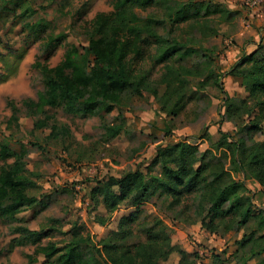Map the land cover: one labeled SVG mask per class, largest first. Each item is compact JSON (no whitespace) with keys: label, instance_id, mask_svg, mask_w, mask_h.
I'll return each instance as SVG.
<instances>
[{"label":"rangeland","instance_id":"obj_1","mask_svg":"<svg viewBox=\"0 0 264 264\" xmlns=\"http://www.w3.org/2000/svg\"><path fill=\"white\" fill-rule=\"evenodd\" d=\"M116 1L0 0V172L15 164L21 167L19 176L27 180L26 193L32 201L17 214L0 213V264H58L77 231L85 239L78 247L81 260L97 254L92 245L101 249L103 241L111 240L130 247L146 242L153 231L168 252L163 264H180V251L193 264L261 262L264 239L244 251L237 245L244 234L264 237V222L258 218L243 228L233 226L228 218L211 234L200 222L189 224L187 218L199 211L185 214L182 207L171 208L169 198L155 197L140 206L128 199L110 216L104 205L94 207L91 198L111 176L134 171L160 176L163 165L152 162L158 151L186 143L218 157L226 153V170L233 179L245 182L255 206L264 209V185L249 167L245 173L236 171L232 155L222 150L233 139L249 147L264 144L258 106L243 88L241 76L232 74L235 68L243 72L252 66L238 65L242 53L246 46L252 44L253 49V44L264 40V0H167L158 7L156 14L162 17L169 7L192 5L187 13L193 19L181 24L168 19L158 28L162 34L175 31L186 45L182 53L188 49L172 59L177 71L172 85L178 94L170 99L164 96V68L156 64L152 52L144 63L132 65L138 76L148 75L143 95L130 88L111 110L100 109L93 115L68 111L63 104L33 106L46 89L44 67L58 66L68 53L77 70L92 60L86 47L93 20L100 13L114 12ZM153 11L135 9L143 20ZM218 82L232 99L225 100ZM176 103L180 111L174 116L170 112ZM254 123H259L258 128L253 129ZM108 126L121 132L110 138ZM97 197L102 202L103 196ZM192 201L197 204L191 199L189 204ZM97 217L107 219L101 225ZM122 219L131 220L127 223L131 235L119 241ZM50 245L62 250L52 259L43 252Z\"/></svg>","mask_w":264,"mask_h":264},{"label":"trees","instance_id":"obj_2","mask_svg":"<svg viewBox=\"0 0 264 264\" xmlns=\"http://www.w3.org/2000/svg\"><path fill=\"white\" fill-rule=\"evenodd\" d=\"M167 0H117L112 13H100L93 20L92 36L86 47V55L91 57L83 70H77L72 65V53H68L64 60L56 67H44L46 89L39 95V100L33 106L45 107L63 104L68 111L96 114L100 109L111 110L121 95L130 88L141 96L147 86V74L138 76L132 65L144 63L149 55H154L157 65H162L163 79L167 91L165 97L170 99L178 94V88L172 85V59L184 56L186 48L182 37L175 31L169 30L166 34L159 31V27L167 24H181L193 19L188 14L192 5L169 7L164 15L156 13L158 7ZM193 4H196L194 2ZM135 9L143 11L154 9L152 14L141 19ZM143 20V24L139 22ZM167 30V27H164ZM252 66L241 72L233 70L232 74L240 77L243 88L248 92L255 107L258 106V120L264 121V55L257 53L245 55L238 63ZM181 69H184L181 67ZM179 73V72H178ZM243 73V74H242ZM240 75V76H239ZM220 92L225 100H230L221 83L218 82ZM156 96L157 92H153ZM180 111L178 103L170 114L176 116ZM259 123L253 124V129ZM110 138L116 137L121 131L117 127H105ZM223 138L229 136L222 134ZM227 150L233 158L235 170L246 172L249 167L253 177L264 185V144L255 143L245 145L241 140L233 139L227 144ZM224 156L218 157L213 151H199L198 148L186 143H173L166 150L158 151L153 163H161L163 172L160 176H148L141 171L128 172L116 177H109L108 181L95 188L92 193L94 207L104 205L107 216L119 210L124 202L132 199L134 204L141 205L157 197V200L170 199V207H182L186 214L192 209L199 211L194 217H189V224L200 222L202 228L209 233L217 232L219 225L230 219L233 226L245 227L253 218L264 222V209H259L253 203L250 191L244 181L235 180L226 170L223 163ZM238 155V157H236ZM20 157V156H19ZM22 168L15 164L13 167H4L0 172V213L17 214L32 201L28 197L25 177L19 176ZM103 196L102 202L98 195ZM189 199L195 200L189 204ZM258 210V213L255 212ZM207 211L206 215H203ZM217 218H221L216 223ZM107 218L97 217L96 222L103 225ZM209 219V222H207ZM126 219L120 220L117 238L124 241L131 235V228ZM264 230V223L261 225ZM158 233L150 232L147 241L130 247L121 246L117 241L105 240L102 248L96 249L97 254L87 260H81L78 247L85 240L79 231L75 232L74 241L64 248V253L58 257V264H72L80 260L82 264H163L168 252L159 242ZM263 235L244 234L237 245L244 251L252 242H260ZM89 242V240L87 241ZM56 245L43 249L44 254L52 259L59 254ZM183 259L180 264H193L185 251H180ZM259 256L262 254L259 253ZM100 256L106 259L101 260ZM257 264H264V258Z\"/></svg>","mask_w":264,"mask_h":264},{"label":"crops","instance_id":"obj_3","mask_svg":"<svg viewBox=\"0 0 264 264\" xmlns=\"http://www.w3.org/2000/svg\"><path fill=\"white\" fill-rule=\"evenodd\" d=\"M252 44H250L249 46H251ZM249 46H246L245 47V52L244 53H242L243 55L245 54V55H251V54H254V53H257V56H259V55H264V40H260L259 42H258V44H253V49H250V47ZM249 47V48H248ZM248 52H247V51ZM242 55V56H243Z\"/></svg>","mask_w":264,"mask_h":264}]
</instances>
